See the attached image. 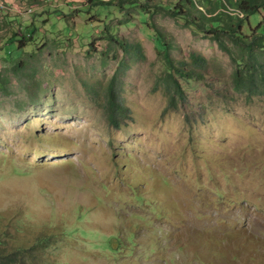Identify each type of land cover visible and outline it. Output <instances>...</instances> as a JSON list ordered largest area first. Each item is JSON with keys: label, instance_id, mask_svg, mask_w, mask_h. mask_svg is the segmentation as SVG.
<instances>
[{"label": "rangeland", "instance_id": "obj_1", "mask_svg": "<svg viewBox=\"0 0 264 264\" xmlns=\"http://www.w3.org/2000/svg\"><path fill=\"white\" fill-rule=\"evenodd\" d=\"M128 1L0 0V237H50L28 264H264V97L234 91L218 44L162 8L178 0ZM17 20L43 34L20 48ZM156 29L208 61L167 112Z\"/></svg>", "mask_w": 264, "mask_h": 264}, {"label": "trees", "instance_id": "obj_2", "mask_svg": "<svg viewBox=\"0 0 264 264\" xmlns=\"http://www.w3.org/2000/svg\"><path fill=\"white\" fill-rule=\"evenodd\" d=\"M92 1L97 2L98 6L111 2V0ZM126 5L135 7L136 2L126 0L125 3H120L122 8ZM162 8L218 44L234 66L231 83L235 92L244 94L249 99L264 97V0H178L173 7L169 5ZM16 23L19 25L18 29L11 31L7 39L18 40L20 48L29 40H33L37 32L43 34L35 24L25 25L20 20ZM22 26H27L29 30L28 39L24 35ZM155 32L158 49L166 63L165 81L169 96L165 108L167 112L179 108L180 103H188L187 93L179 80L204 81V70L208 61L197 54H191L190 61L176 60L172 57V51L177 47L166 34L158 29ZM110 39L122 48L125 55H130L134 50L139 54V45L118 41L113 36H110ZM125 64L122 62L114 76L110 78L106 89L107 112L111 121H116L117 116L127 115L122 97L124 88L119 80L120 72L128 68ZM5 87L6 82L0 77V90ZM3 237H0V264H28L29 259L37 260L40 253L46 255L49 244L44 249L39 247L49 242L46 239L51 240L50 237L44 240L37 239L33 247H19L9 251L7 250L9 239L5 241Z\"/></svg>", "mask_w": 264, "mask_h": 264}]
</instances>
